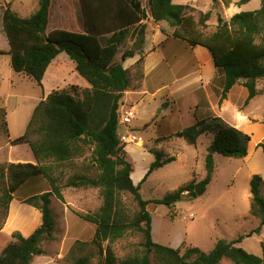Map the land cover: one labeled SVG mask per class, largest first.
<instances>
[{
  "label": "trees",
  "instance_id": "1",
  "mask_svg": "<svg viewBox=\"0 0 264 264\" xmlns=\"http://www.w3.org/2000/svg\"><path fill=\"white\" fill-rule=\"evenodd\" d=\"M147 1L148 12L143 7ZM214 4L217 0H212ZM250 0H240L246 4ZM84 18L85 33L53 30L47 33L51 0H39L36 11L22 18L5 4L2 9V28L9 50L10 66L41 86L45 72L59 55L66 54L75 64V70L89 85L80 88L72 85L51 92L34 108L25 132L11 143L28 145L36 164L17 163L7 166L9 183L0 196V207L7 211L9 204L30 182L45 179L49 191L30 195L23 202L41 213V225L28 237L13 235L0 254V264H31L36 256L43 255L40 245L52 241L55 220L50 208V197L63 200L57 180L51 177L53 166L60 167L83 154V147H91V161L98 173L90 178L73 175L65 186L74 189H97L102 200L98 211L79 217L95 226L92 240L77 241L68 253L71 264H91V249H97L103 257L102 264H153L154 256L159 264H220L228 260L232 264H264V240L262 256L258 257L239 247L242 238L217 240L210 251L197 247L181 249L156 244L152 240V218L149 204L172 208L185 193L196 195L205 192L214 173L213 155L242 160L247 156L250 136L228 125L220 117H195L190 127L174 134L189 146H196L202 135H211L205 158V177L197 184L190 183L162 199L146 201L140 195V187L156 170L175 161L160 150H150L154 160L142 180L134 185L133 166L125 158L124 144L118 136L120 113L124 94L132 88L131 72L123 63L140 55L135 63L138 78H143L142 50L146 38L148 16L166 38L185 42L190 48L206 49L212 59L216 76L211 87L220 104L237 84L247 91L244 105L262 94L258 82L264 80V0L260 9L234 14L229 20L217 17L215 30L203 35L210 12H200L191 5H176L173 0H79ZM228 4V1H225ZM149 13V15H148ZM130 35L132 44L116 60L120 46ZM4 54V53H0ZM264 149V140L258 145ZM264 181L259 175L251 177L249 214L258 220L253 233L264 227ZM19 191V192H18ZM18 192V193H17ZM17 193V194H16ZM133 197L138 211L130 215L121 203L120 195ZM142 236L141 255L118 259L111 248L116 241L128 234ZM105 245V246H104Z\"/></svg>",
  "mask_w": 264,
  "mask_h": 264
},
{
  "label": "rangeland",
  "instance_id": "2",
  "mask_svg": "<svg viewBox=\"0 0 264 264\" xmlns=\"http://www.w3.org/2000/svg\"><path fill=\"white\" fill-rule=\"evenodd\" d=\"M60 0H54L52 19L59 20ZM240 0H238L239 2ZM214 4L212 0H173L176 5H191L196 9L193 13L198 21L200 12H210L211 17L207 27L200 29L205 36L215 30L217 17L228 20L234 14L251 12L260 9L262 0H250L246 4L234 3ZM38 0H0V196L9 183L7 166L17 163L36 164L28 145L13 146L12 141L22 136L31 118L34 108L44 100L48 94L62 90L71 85L83 86L85 80L75 70L74 62L62 53L58 61L63 62L60 75L47 73L41 86L25 75L15 73L10 66L8 42L2 28V9L5 4H11V9L19 16H30L37 8ZM230 3V2H228ZM76 17L81 19L78 0H74ZM71 6L69 3L68 8ZM143 7L148 12L147 1ZM149 15V13H148ZM149 29L155 31L157 27L148 16ZM158 34V33H157ZM161 38L155 35L153 41ZM152 41V42H153ZM161 42V41H160ZM155 45L148 55L144 69H146V85L140 95L126 96L119 113L132 112L134 117L128 127L119 126L118 134H127L128 131L141 136L142 144H124L125 158L133 166L134 179L144 177L150 163L154 160L150 150H160L165 156L174 157L175 161L154 171L140 187L143 200H159L177 189L186 185L197 184L204 179L205 158L210 138L199 137L196 148L189 146L174 134L194 124L193 110H200V100L206 97L198 87H187L179 93L169 95L168 90L173 88V82L182 79L194 70L176 67V61L182 64L190 62V67L198 65L199 55L184 42L176 39L163 40ZM158 45V47H157ZM151 41L147 48L151 47ZM126 43L120 47L116 60L121 52L129 48ZM173 64V71L164 67L165 62ZM129 63H125L127 67ZM187 64V63H186ZM132 85L139 83L137 69L130 70ZM264 80L260 82L264 85ZM244 91V92H243ZM246 90L237 88L234 99L244 102ZM155 93L154 95H152ZM244 94V95H242ZM132 101V102H131ZM198 107V108H197ZM197 108V109H195ZM248 108V109H247ZM238 108L228 103L222 109L220 118L228 124L235 119ZM245 110L253 111L264 117V96L258 97ZM244 111H240L242 115ZM198 116V115H196ZM255 140V138H254ZM91 147H83V154L78 158L61 165L53 166L51 177L57 180L63 200L54 195L50 197V208L55 220V231L52 241H44L40 248L43 255L33 258L31 264H71L68 253L75 242L89 243L94 235L95 226L83 221L79 215L93 214L102 204L97 189H74L65 186L66 181L73 175H84L93 178L98 171L92 165ZM241 160L214 155L213 163L216 169V178L207 186V191L200 195L184 194L181 201L172 208L164 205L149 204L147 210L152 218V240L154 243L169 248L197 247L204 252L210 251L217 240L231 241L242 238L239 247L250 254L261 257V242L264 240V227L260 233H253L258 220L249 214V182L245 172L239 169ZM239 171V172H238ZM144 172V174H143ZM202 174V176H201ZM141 178V180H142ZM140 180V181H141ZM49 183L45 179L30 182L22 191H18L9 204L6 212L0 207V254L12 242L14 234L28 237L41 225V213L36 208L26 205L23 201L30 195L49 191ZM199 190L196 191V193ZM264 196V187L261 191ZM122 205L130 215L138 211L133 197L128 193L120 195ZM142 236L138 233L128 234L111 245L118 259L128 256L141 255L140 243ZM105 246V245H104ZM91 264H102L103 257L97 249H91ZM153 264H159L157 259L150 256ZM220 264H232L223 260Z\"/></svg>",
  "mask_w": 264,
  "mask_h": 264
},
{
  "label": "crops",
  "instance_id": "3",
  "mask_svg": "<svg viewBox=\"0 0 264 264\" xmlns=\"http://www.w3.org/2000/svg\"><path fill=\"white\" fill-rule=\"evenodd\" d=\"M222 1L230 2V3H228L227 7L232 6V4H234V3L239 4L238 0H217V3L222 5L223 4ZM59 2L61 3L60 4V9H61L60 15H61V17L59 20H55V19H52V7H53L54 0H51V6L49 9L47 33L51 32L53 30H66V31H71V32L79 33V34H84L85 33L84 18L82 15L79 0H78V6L80 9L81 19H77V17H76V9L74 8L75 7L74 0H60ZM69 3L71 4V6L68 8ZM2 6L3 5L0 4V7H2ZM37 7H38V3H37ZM150 20L152 21L151 18H150ZM146 23H147L146 38H145V43L143 45V50H142L143 51L142 52L143 53L142 54V57H143V78L141 80H139L137 87H135V85H132L131 90L126 92L125 97L126 96H136V95H140L141 92H145L144 90L141 91L142 90L141 87H142V83H143V86H145L147 83L146 82L147 72H146V69H144V65L146 64L145 62H146L148 55H150L152 53L151 48H155V45L158 44L160 41L162 42L163 40L174 39V38H166L160 32L159 28L156 25L155 26L157 28L154 29L155 31H153V33H150L151 28L149 30L150 32L148 31V29H149L148 23L149 22H146ZM155 35H157V38L160 37L161 39L160 40L154 39V41H153V38L155 37ZM176 40H178V39H176ZM150 41H151L152 46L147 48L146 47L147 43H149ZM161 42H160V44H162ZM125 43H126V45L131 46L132 41L130 40V35L127 36V38L125 39V41L123 42V44L120 47L122 48V46ZM157 47H158V45H157ZM190 49H192L195 53L200 54L199 55L200 61L198 62L197 66L194 63L191 67H190V62L188 63V61H186L187 64L186 63L182 64V61H176V67L177 68L182 67V69H192L194 71L191 74H187V76H184L182 79L175 80L173 82V88L168 90L169 95H174L175 93H179L184 88L194 87V86L198 87L200 91L204 92V94H206V97L200 100V104L198 105V107L200 106V110L198 111V109H199L198 107H197L198 109L195 108L197 110H195V111L193 110L194 119H195V117H198V118H207L209 116L220 117L219 115L221 114L222 109L228 103H230V104L234 105V107L238 108V110L236 111V115L234 117L235 119H233L232 122H228V125L242 131L243 133L249 135L251 138V140L248 144V147H247V156L241 160V162H240L241 164L239 166V169L241 171L245 172L246 178L248 181H250L251 177L254 175H259L262 178V180L264 181V149L258 146L264 140V117H261L260 115L258 116L256 113H254L251 110L250 111L245 110V108L248 107L252 102H254V100L256 98L264 96V85H262L260 83V82H262V80L258 82V89L262 91V94L253 98L247 105H244V102L247 98V92H246V98L244 99V102L240 103V101H238L237 99H234V92H235V90H237V88H239L240 90L245 89L240 84L235 85L230 90V92L227 94L226 99L223 100L219 104L218 98L214 95L213 91H211L212 86H215V88H217V89H220V86L219 85H213V80L216 76V72H215V68L213 66V62H212V59H211L208 51L202 47H195V48H190ZM122 52H121V54H122ZM59 55H61V54H59ZM58 56L51 62V64L47 68L43 79L45 78L47 73L48 74L49 73L55 74L56 76L60 75L61 72H60L59 68L61 67L63 62L58 61ZM139 58H140V55L138 53H136L133 58L127 59L123 63V68L131 70L134 67L135 63L139 60ZM127 62L129 64L127 65V67H125L124 65ZM164 62H165V65H164L165 68H167L169 71L174 70L173 64H170V63L167 64V61L162 60V64ZM74 66H75V64H74ZM86 84L87 85L84 84L83 86H78V85H75V86H78L80 88H89V85L87 82H86ZM154 94L155 93H153L152 95H154ZM242 95H244V94H242ZM240 111H244L242 115L240 114ZM196 115H198V116H196ZM203 136H206L207 138L209 137L210 142H211V139H212L211 135H202L201 137H203ZM209 138H208V140H209ZM254 138H255V140H254ZM192 147L196 148V146H192ZM214 155H216V154H214ZM214 155H213V159H214ZM143 174H144V172H143ZM202 174L204 176L206 175L205 172H202ZM202 174H201V176H202ZM134 176H135V173L133 172L131 174V180H132L134 185H137L140 182L143 175L138 176L135 179H134ZM215 178H216V169H214V173H213L212 180H211L210 184L213 183ZM205 191H207V188ZM248 196L250 198L251 194H249Z\"/></svg>",
  "mask_w": 264,
  "mask_h": 264
},
{
  "label": "built area",
  "instance_id": "4",
  "mask_svg": "<svg viewBox=\"0 0 264 264\" xmlns=\"http://www.w3.org/2000/svg\"><path fill=\"white\" fill-rule=\"evenodd\" d=\"M133 113L132 112H123L120 114V119H119V126H124L128 127L132 121H133ZM120 141L122 144L129 145L133 144L136 142H140L142 144V138L141 136H137L135 133L128 131L127 134L120 135L118 134Z\"/></svg>",
  "mask_w": 264,
  "mask_h": 264
},
{
  "label": "water",
  "instance_id": "5",
  "mask_svg": "<svg viewBox=\"0 0 264 264\" xmlns=\"http://www.w3.org/2000/svg\"><path fill=\"white\" fill-rule=\"evenodd\" d=\"M201 194V192L199 191V192H197V195H200Z\"/></svg>",
  "mask_w": 264,
  "mask_h": 264
}]
</instances>
